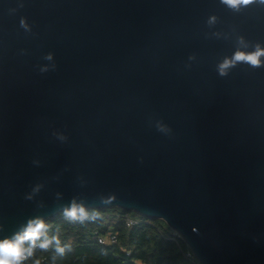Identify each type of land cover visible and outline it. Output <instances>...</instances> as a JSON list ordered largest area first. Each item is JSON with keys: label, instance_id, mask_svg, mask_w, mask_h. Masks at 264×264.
Returning a JSON list of instances; mask_svg holds the SVG:
<instances>
[{"label": "water", "instance_id": "95a60500", "mask_svg": "<svg viewBox=\"0 0 264 264\" xmlns=\"http://www.w3.org/2000/svg\"><path fill=\"white\" fill-rule=\"evenodd\" d=\"M23 3L10 14L18 0H0V237L29 217H57L81 196L89 208L163 220L200 264H264V67L216 72L237 35L264 42V9ZM49 52L52 61L43 59ZM110 193L116 201L99 204Z\"/></svg>", "mask_w": 264, "mask_h": 264}, {"label": "clouds", "instance_id": "9594fccd", "mask_svg": "<svg viewBox=\"0 0 264 264\" xmlns=\"http://www.w3.org/2000/svg\"><path fill=\"white\" fill-rule=\"evenodd\" d=\"M220 5H223L232 13L241 14L246 13L252 9H264V0H218ZM23 0H18V7L9 9V13H15L19 8H23ZM218 22V17L213 14L207 18L206 24L208 27L215 26ZM20 27L26 32H32V26L27 22L25 17H21L19 21ZM235 31V29H233ZM219 36V33H214ZM235 51L231 56H225L220 62L216 64V72L220 77H227L231 71L241 65L247 66L249 69L256 70L264 67V42L257 41L254 44L250 42L244 35H237L235 38ZM251 48V50H248ZM54 54L49 52L43 56L44 60L52 61ZM196 56L190 55L189 61H194ZM185 67L190 68L191 65ZM52 70H55L56 65H51ZM41 73L49 71L47 65L40 67ZM157 131L170 132L161 122H157ZM59 139L66 140V137L60 135ZM34 164L39 165V161H33ZM85 182L81 179V185ZM43 184H35L31 191L25 195V199L32 201L35 196L43 188ZM63 194L56 193V200L60 201ZM115 193L108 195L101 194L98 197L99 204L108 206L116 201ZM38 208H44L45 204L41 201L37 203ZM60 214L65 220L71 223H85L95 222L101 219V214L97 209L89 208L86 205L85 199L81 196H73L67 204H61ZM4 226L0 224V232H3ZM51 225L47 219L42 215H35L29 217L25 223L20 224L18 229L11 235H4L0 237V264H25V262L32 260L37 251L48 252L53 250L57 255L63 256L66 251L71 250L68 244H62L58 230L55 234H50ZM33 264H41L39 259H34Z\"/></svg>", "mask_w": 264, "mask_h": 264}, {"label": "trees", "instance_id": "16d2710c", "mask_svg": "<svg viewBox=\"0 0 264 264\" xmlns=\"http://www.w3.org/2000/svg\"><path fill=\"white\" fill-rule=\"evenodd\" d=\"M98 211L101 219L95 222L71 223L62 214L48 220L50 234L58 230L62 244L70 245L71 250L63 256L53 250L37 251L25 264L41 258L46 259V264H200L196 258L185 257L189 247L183 239L172 238L173 231L163 220L117 208ZM127 215L138 217L140 223L128 227L124 219ZM111 227L119 233L118 244H101L94 238L96 233L103 234Z\"/></svg>", "mask_w": 264, "mask_h": 264}, {"label": "built area", "instance_id": "2783aa9c", "mask_svg": "<svg viewBox=\"0 0 264 264\" xmlns=\"http://www.w3.org/2000/svg\"><path fill=\"white\" fill-rule=\"evenodd\" d=\"M124 219H125V223L128 227H133V226L139 224L141 221L138 217L130 216V215L125 216ZM94 238L101 244L116 245L119 242V233H118V231H116L114 228L111 227L103 234L96 233L94 235ZM172 238L175 240L176 239H182L180 234L177 232H173ZM128 254H129V252H128ZM185 257H187L191 260L195 258V256L193 255V253L190 249H188L185 252ZM40 261H41V264H46L45 258H41Z\"/></svg>", "mask_w": 264, "mask_h": 264}, {"label": "rangeland", "instance_id": "374dc122", "mask_svg": "<svg viewBox=\"0 0 264 264\" xmlns=\"http://www.w3.org/2000/svg\"><path fill=\"white\" fill-rule=\"evenodd\" d=\"M138 216H139V215H138ZM165 226H167V227H168V229H169V230H171V228H170V227H169V226H168L166 223H165Z\"/></svg>", "mask_w": 264, "mask_h": 264}]
</instances>
